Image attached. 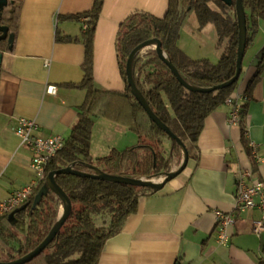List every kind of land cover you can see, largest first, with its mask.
I'll use <instances>...</instances> for the list:
<instances>
[{"label": "crops", "instance_id": "1", "mask_svg": "<svg viewBox=\"0 0 264 264\" xmlns=\"http://www.w3.org/2000/svg\"><path fill=\"white\" fill-rule=\"evenodd\" d=\"M5 1L7 3H5ZM95 0H0V13L13 22L8 34L15 38L0 39V201L32 186L36 176L31 168L32 152L21 144L15 129L21 118L38 125L37 138L69 136L78 121L79 108L86 91L69 87L84 78L85 45L82 36L86 19L77 16L91 10ZM169 0H105L94 41L93 75L104 91H124L117 51L120 26L131 14L142 12L163 18ZM69 17H73L71 19ZM88 20V19H87ZM208 26L201 35H211L210 50L187 46L182 38L181 50L194 60L218 63L225 46L218 47L216 29ZM4 33H0L3 37ZM203 40V38H201ZM193 43V41H192ZM11 47V48H10ZM201 57H194L195 55ZM264 59V20L251 47L245 52L239 87L235 94L241 101L246 124L231 126V107H219L205 121L194 157L183 173L154 195L139 199L138 210L131 215L122 231L110 238L99 264H261L264 263V232L253 231L261 219L257 208L234 214L229 229L230 242L219 243L215 210L233 213L237 180L240 172H250L247 184H264V71L252 93L249 86ZM49 87L56 93L50 94ZM102 109V105L100 107ZM91 154L106 157L113 149L136 146L138 136L128 126L114 123L100 113L95 117ZM250 142L256 147V158ZM121 145V146H119Z\"/></svg>", "mask_w": 264, "mask_h": 264}, {"label": "trees", "instance_id": "2", "mask_svg": "<svg viewBox=\"0 0 264 264\" xmlns=\"http://www.w3.org/2000/svg\"><path fill=\"white\" fill-rule=\"evenodd\" d=\"M236 1L226 4L221 0H169V8L163 18L142 12L131 14L122 22L117 38L119 67L126 84L125 90L120 92L104 91L93 75L94 41L105 0H95L91 10L76 17L88 19L82 36L85 45L84 78L68 86L85 90L86 99L79 108L77 123L64 139L63 148L50 160L45 178L33 188L24 207L13 218L10 214L0 217V262L15 261L35 250L58 223L64 205L55 193L49 190L41 201L35 203L51 172L73 166L75 170L94 174L95 171L88 168L91 165L112 176L153 180L171 173L175 159L184 160L180 145L150 119L132 94L126 76L127 60L135 48L157 39L167 59L189 85L212 88L228 82L237 71L239 29ZM242 2L247 18L248 50L258 33L259 22L264 20V0ZM17 11L15 9L12 18H5L2 14L0 22H13ZM190 12L196 14L200 30L214 25L217 46H225L218 63L213 64L208 59L194 60L179 47L181 30ZM263 71L264 59L249 86V93H252ZM132 75L137 90L151 111L185 145L189 160L195 155L206 119L226 104V100L237 91L240 81L212 93L188 91L159 58L156 50L144 56L140 53L134 58ZM98 113L114 123L128 126L138 136L137 145L123 150L113 149L106 157L93 158L91 144ZM241 125L243 141L247 145L244 115ZM56 182L70 198L72 212L53 242L27 264H99L106 242L118 235L129 217L137 212L139 199L158 192L152 188L72 174H59Z\"/></svg>", "mask_w": 264, "mask_h": 264}, {"label": "water", "instance_id": "3", "mask_svg": "<svg viewBox=\"0 0 264 264\" xmlns=\"http://www.w3.org/2000/svg\"><path fill=\"white\" fill-rule=\"evenodd\" d=\"M222 2L226 4H231V0H221ZM5 3H7L5 1ZM236 13H237V19H238V29H239V42H238V53H237V71L235 76L229 80L228 82H225L223 84L214 86L212 88H196L191 85H189L179 74L175 66L167 59L165 53L163 52L161 48V42L157 39H153L150 41H147L137 48H135L126 64V76H127V82L129 87L131 88L132 94L137 98L138 102L140 105L145 109L146 113L150 117V119L162 130L164 131L172 140H175L180 147L183 150L184 153V160L182 163V166L174 172H171L169 174H165V179L161 182H156L153 180H144V179H134V178H128V177H122V176H112L108 175L106 173H103L100 169L97 167L88 165V168L95 171V173H89V172H81L78 170H75L72 168V166H69L67 168L58 170V171H53L51 172L46 180V184L41 188V190L38 192L36 198H35V203H38L39 201L42 200V198L47 194L49 190H51L55 195L61 200V202L64 205V210L63 213L60 216V219L56 226L53 228V230L49 233V235L46 237V239L32 252L29 254L15 260L12 262H0V264H27L33 261L35 258H37L42 252L46 250V248L53 242V240L56 238L58 233L60 232L61 228L69 218L71 212H72V202L70 198L67 196V194L63 191V189L57 184L56 182V176L59 174H72L76 175L79 177H88L92 179H97V180H102V181H108V182H113V183H119V184H124V185H130V186H136V187H146V188H152L157 191L163 189V187L175 179L177 176H179L181 173L185 171V169L188 167L189 163V154L188 151L185 147V145L182 143V141L177 138L173 134V132L163 123L161 120L151 111L149 108L148 104L146 103L145 99L143 98L142 94L137 90V87L135 85V81L133 79L132 75V63L134 58L140 54L144 49L150 47V46H155L156 47V53L159 56V58L165 62V64L170 68L172 71L173 75L177 78V80L182 84V86L187 89L188 91L191 92H200V93H212L221 89L228 88L238 82V80L241 77L242 74V69H243V60L245 56V52L247 49V18H246V13L245 9L243 7V2L242 0H237L236 1ZM2 14H0V17ZM9 28L8 27H3L0 25V33H4L3 37H0V39L3 40H8L10 46L13 44V35L8 34ZM11 48V47H10ZM3 60V53H0V66L2 64ZM24 207V206H23ZM21 209V208H20ZM20 209L12 212L10 214V218H13L15 213H17Z\"/></svg>", "mask_w": 264, "mask_h": 264}, {"label": "built area", "instance_id": "4", "mask_svg": "<svg viewBox=\"0 0 264 264\" xmlns=\"http://www.w3.org/2000/svg\"><path fill=\"white\" fill-rule=\"evenodd\" d=\"M87 21V19H86ZM87 26H85V29ZM156 47L150 46L144 49L141 54L146 55L149 51L155 50ZM50 94L56 93L55 87H49ZM248 100L247 96L233 94L226 100V104L231 107L229 124L231 126H240L242 121L243 106L241 101ZM38 130L36 122L21 118L18 120L15 129L16 135L20 138L21 144L29 148L32 152L31 168L36 176V182L32 186L25 187L15 192L9 199L0 201V217L4 214L22 208L30 198L33 188L45 178L46 168L50 160L63 148L64 139L59 135H53L49 138L42 139L34 136V132ZM252 154L258 158L255 143L250 142ZM259 159V158H258ZM73 168V166H72ZM91 170V169H90ZM250 172H240L237 180L236 203L233 213H226L220 210H215L217 220L218 240L221 245H228L230 242L229 229L234 225V214L236 212H244L249 209L257 208L261 211V219L254 221L253 231L257 235L264 232V184L257 182L252 185L247 184V178Z\"/></svg>", "mask_w": 264, "mask_h": 264}, {"label": "rangeland", "instance_id": "5", "mask_svg": "<svg viewBox=\"0 0 264 264\" xmlns=\"http://www.w3.org/2000/svg\"><path fill=\"white\" fill-rule=\"evenodd\" d=\"M212 7L216 8L215 5H213V4H212ZM211 28H212V30H215L214 25H209L207 31H209V29H211ZM182 38H183V41L186 42L188 47L193 46L194 42H196L197 46H199L200 48H201V44H202L203 47L207 46L209 51L214 50V48L211 47V42L214 39L212 40L211 35H209V34H206V35L200 34L199 23H198L196 14L194 12H190L184 21V24L182 27ZM201 38H203V40H201ZM192 41H193V43H192ZM193 47H195V46H193ZM194 57H201V55L197 54ZM212 62H214L213 59H212ZM119 146H121V145H119ZM182 163H183V161H180V159H175L173 161V164H172V172L177 171L182 166ZM164 179H165V174H162L159 177L153 179V181L161 182Z\"/></svg>", "mask_w": 264, "mask_h": 264}, {"label": "flooded vegetation", "instance_id": "6", "mask_svg": "<svg viewBox=\"0 0 264 264\" xmlns=\"http://www.w3.org/2000/svg\"><path fill=\"white\" fill-rule=\"evenodd\" d=\"M0 14H2V13H0Z\"/></svg>", "mask_w": 264, "mask_h": 264}]
</instances>
